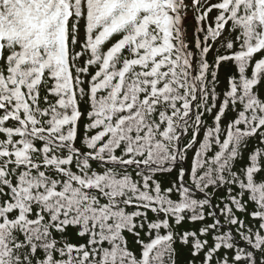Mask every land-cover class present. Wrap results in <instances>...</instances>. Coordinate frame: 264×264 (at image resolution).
<instances>
[{"label":"snow or ice","instance_id":"6c2138e0","mask_svg":"<svg viewBox=\"0 0 264 264\" xmlns=\"http://www.w3.org/2000/svg\"><path fill=\"white\" fill-rule=\"evenodd\" d=\"M0 264H264V0H0Z\"/></svg>","mask_w":264,"mask_h":264}]
</instances>
